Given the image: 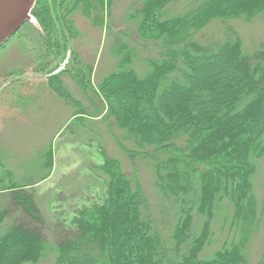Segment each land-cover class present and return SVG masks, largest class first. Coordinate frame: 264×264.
<instances>
[{
  "label": "trees",
  "instance_id": "1",
  "mask_svg": "<svg viewBox=\"0 0 264 264\" xmlns=\"http://www.w3.org/2000/svg\"><path fill=\"white\" fill-rule=\"evenodd\" d=\"M182 2L139 0L126 14L124 36H136L134 45L148 57L135 67L132 47L117 33V69L98 85L105 116L124 134L117 144L133 176L118 160L96 166L105 175V197L66 226L34 200L35 186L51 174V145L33 167L0 158V226L7 223L0 264H264V247L256 262L249 255L264 225V39L248 48L233 26L264 16V0ZM111 6L112 0H37L32 15L42 32L31 28V40L39 71L52 74L70 55L65 69L45 79L60 98H71L64 73L82 89L91 86L93 65L82 66L70 49L78 36L73 13L101 29ZM138 161L149 165L167 206L152 210ZM32 175L38 182H29ZM11 206L20 213L7 219ZM215 221L232 235L219 240Z\"/></svg>",
  "mask_w": 264,
  "mask_h": 264
},
{
  "label": "rangeland",
  "instance_id": "2",
  "mask_svg": "<svg viewBox=\"0 0 264 264\" xmlns=\"http://www.w3.org/2000/svg\"><path fill=\"white\" fill-rule=\"evenodd\" d=\"M138 1L112 0L111 18L110 15L105 17V26L101 29L95 28L81 14L73 13L78 36L75 41L71 40L70 49L79 53L82 66L93 65L92 75H89L93 88L90 86V89H82L80 84L72 80L69 73H64L63 85L70 94L71 102L50 91L45 80L65 69L70 60L69 52L62 62V59H59L60 63L52 74L39 71L36 44L31 40L37 37V33L32 34L31 28L39 33L42 31L33 15L30 26L23 25L0 48V158L7 165L6 159L14 160L15 163L11 162L10 166L20 163L21 166L28 164L33 167L51 145V174L47 180L35 186L34 200L38 209L43 213H47L46 210L52 215L56 213L59 222L66 226L73 224L80 210L92 203H100L105 197L102 187L105 175L97 172L96 166L110 160H118L126 176L131 177L134 174L131 162L117 144V138L122 140L124 134L116 128L112 118L105 116L106 106L103 104L98 85L117 69V33L121 36V42H126L132 47L135 67L141 66L148 57L138 44L134 45L136 36H124L128 32L126 14L133 10ZM182 3L184 4L185 0ZM233 26L248 48L264 39V16H259L251 22H235ZM207 32L213 33L211 29ZM137 41L139 43L138 39ZM122 51L124 54L125 50ZM72 67L71 71L77 70V67L71 69ZM15 77L19 79L16 84L13 81ZM74 116L77 117L76 120L73 119ZM136 165L141 187L150 200L152 210L157 211L163 203L167 206L166 201L154 188L153 173L149 165L145 161H138ZM32 176L34 178L29 182L37 180V175ZM67 183L69 185L65 188ZM262 185V176L259 175L255 186L259 204ZM1 187H9V180ZM9 210L7 219L20 213L14 207ZM163 214L165 215L164 212ZM159 219L162 221V217ZM6 226L5 222L0 226V233ZM214 232L219 236V240L232 235L229 227L221 229L217 221L214 224ZM218 243L213 244L214 249ZM263 247L264 225H261L249 247L252 262L257 261ZM211 251L209 249L206 254Z\"/></svg>",
  "mask_w": 264,
  "mask_h": 264
},
{
  "label": "water",
  "instance_id": "3",
  "mask_svg": "<svg viewBox=\"0 0 264 264\" xmlns=\"http://www.w3.org/2000/svg\"><path fill=\"white\" fill-rule=\"evenodd\" d=\"M37 0H0V48L21 27L32 22V11Z\"/></svg>",
  "mask_w": 264,
  "mask_h": 264
}]
</instances>
